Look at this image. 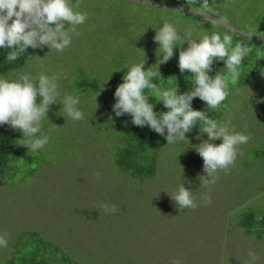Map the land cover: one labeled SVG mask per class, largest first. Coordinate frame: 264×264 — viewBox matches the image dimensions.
<instances>
[{
	"label": "rangeland",
	"instance_id": "374dc122",
	"mask_svg": "<svg viewBox=\"0 0 264 264\" xmlns=\"http://www.w3.org/2000/svg\"><path fill=\"white\" fill-rule=\"evenodd\" d=\"M76 1L69 2L72 5L76 2V11L90 15L79 27L80 35L76 37L74 33V39L83 43L84 51L74 49L67 54L69 47L58 52L45 46L37 57L33 56L36 64L32 59L30 66L21 72L4 77L18 80L22 74H29L35 79L41 73H55L58 85H62L58 88V103L50 105L48 114L63 106L61 102L66 95L77 96L71 89L72 81L62 80L69 77L67 71L71 69L64 52L69 57L79 54V63L92 66L87 55L100 50L104 56L106 50L84 43L91 34L106 39L100 43L121 58L133 52L128 43L132 36L130 31L110 32L115 30L107 20L106 28L101 26V30L95 29L92 23L94 9L116 6L114 1ZM138 12L147 20L146 27L152 24L153 15L160 19L164 16L163 12H152L145 6ZM100 21L103 22V16ZM141 28L133 32L136 37L143 36L146 28ZM256 92L253 84L230 103L229 114L221 124H227L230 131L249 135L250 139L237 147L235 164L229 166L227 172L219 170L215 183L207 185L204 183L207 178H200L206 173L203 159L196 151L207 139L202 129H192L185 134L186 139H177L165 146L155 177L133 179L112 164L109 144L96 140L99 135L91 131L94 121L91 110L86 108V100L97 101L103 92L88 94L86 98L78 96L85 118L79 121L70 118L52 129L59 133L55 135L58 144L52 145L62 148V156L51 164L41 165L23 180L0 187V235L7 233L9 243L15 232L36 228L85 261L104 264H172L176 258L182 264H248L250 250L258 256L253 264H264V237L246 235L243 228L234 223L237 210L247 207L248 202L250 205L263 203L259 197L263 169L249 152L256 140L264 142V121L260 122L264 115V91L258 95ZM39 101L38 97L37 103ZM212 142L220 144L222 140ZM181 184L193 191L197 204L194 209H180L171 198ZM209 195L212 202L205 205L203 197ZM104 204L115 205L117 211L106 214L101 207ZM8 243L7 247H0V261L7 254Z\"/></svg>",
	"mask_w": 264,
	"mask_h": 264
},
{
	"label": "trees",
	"instance_id": "16d2710c",
	"mask_svg": "<svg viewBox=\"0 0 264 264\" xmlns=\"http://www.w3.org/2000/svg\"><path fill=\"white\" fill-rule=\"evenodd\" d=\"M108 1H114L116 6L107 5L104 9L98 7L94 9L92 23L95 29L101 30V26L106 28L107 20L114 26L115 31L110 32L118 34L120 31H130L132 36L131 39L128 38V43L130 49H133L132 54L129 57L123 56L121 58L111 52L106 45L100 43L105 42L106 39L95 35L99 38H96V40L94 39L95 36L91 34L84 43L90 45L88 47L92 45L102 46V49L104 48L106 51L104 56H102L103 53L101 54L100 50L98 52L95 51L94 55L88 54L87 56L92 66L85 67L81 62H78L77 55L79 54L71 55V57L67 55L68 52L71 53L74 49L84 51L82 48L83 43L77 42L74 39V33H70L72 36L71 44L69 48L67 47V54L64 52L63 56L66 55V63L71 64V69L67 71L69 77L62 80L65 83L72 81L73 86H71V89H74L77 96L80 97L85 96L86 98L88 94L93 95L94 92H103L102 97L97 99V101L94 99L92 102L89 99L86 100V108L91 110L94 121L91 128L92 133L99 135L96 140L101 139V141L109 144L112 164L123 175L139 180L150 179L156 176L161 163L162 153L168 144L163 136H160L148 126H135L132 123L131 115L115 116L112 108L116 102L114 92L117 86L123 83V77L127 70L135 64L145 62L144 70L150 68L152 72L160 73V75L152 78V82L157 84L160 90H175L177 88L178 93L188 92L195 87V80L191 72L186 70L181 73L179 70L178 58L181 48L186 49L188 42H199L205 35H211L212 33L220 34L221 38L225 34L232 36L233 46L237 43H242L251 48V52L244 57L242 64L239 66V79L236 81L231 79L223 61H214L209 75L214 77L220 72V74L226 76L229 95L217 109L207 107L206 103L198 97L192 101L194 110L204 111L209 118L221 124L225 115L229 114L230 103L235 101L236 98H240L238 93L242 92L243 89L254 84L257 90L255 95L264 91V83H262L264 82V74H262L264 73V0H237L234 2L233 0ZM76 2L73 5L71 4L74 11H76ZM144 6L150 8L152 12H163V18H154L153 15L152 24L150 23L148 27L144 26L147 20H144L138 12V9ZM180 15H183V17ZM102 16L103 22L100 21ZM89 17L90 15L87 19ZM165 22L175 26L179 39L175 42L173 57L167 63L159 64V59L162 58V49L159 48V44L153 38L156 35V31H159ZM79 27L81 25L76 28V33H78L76 37L80 35ZM141 27H145L146 30H144L143 36L139 38L133 32L136 29L141 30ZM90 38L93 39L91 40ZM42 50L44 48L32 49L29 47L25 53L20 55L19 59L9 62L6 57L11 49L0 48V78L17 74L22 69L27 68L28 65L30 66L31 63L29 62L33 59V56L36 55L37 57V54ZM85 54L87 53L85 52ZM34 61V64H36L37 62L34 59L31 62ZM127 63L130 64V67L127 66ZM47 76L54 77L55 73H49ZM34 78L37 77L35 76ZM61 85L58 86L60 87ZM145 95L149 96V102L154 104V111L157 113L168 110L164 107L163 102L159 101L160 96L156 90L145 89ZM80 106L81 104H79L78 108ZM58 108L56 112L47 113V117L41 121V132L37 136L44 135L49 140L42 149L36 151L20 145L21 141L19 140L23 138L20 131H13L11 130L12 128H6L5 126L6 129H4L0 125V187L16 180H23L38 170L41 165L51 164L55 159L57 160L62 156V148H55L52 145V143L56 145L59 142L55 136L59 133L52 129L57 125H62L65 121L67 122L71 117L64 111L63 106ZM96 109H99L100 112L103 111L104 115ZM79 110L81 111V108ZM95 111L97 113L93 114ZM110 117L111 120L109 119ZM263 121L264 115L260 122L263 123ZM203 126V122L198 121L192 129H203ZM249 152L252 154V158L261 164V169H263L259 188V197L263 199V203L250 205V202L247 201L249 203L247 207L237 210L234 223L237 227L243 228V232L246 235H253L261 239L264 237V142L256 140ZM0 264L104 263L85 261L61 245L58 240L46 237L42 231L36 228H27L13 234L8 243L7 254L0 261ZM122 264L134 263L127 262Z\"/></svg>",
	"mask_w": 264,
	"mask_h": 264
},
{
	"label": "clouds",
	"instance_id": "9594fccd",
	"mask_svg": "<svg viewBox=\"0 0 264 264\" xmlns=\"http://www.w3.org/2000/svg\"><path fill=\"white\" fill-rule=\"evenodd\" d=\"M86 19L87 13L74 11L69 0H0V48L11 49L6 57L9 62L19 59L29 47L36 49L47 46L62 52L71 44L70 33H76L77 26L84 24ZM153 39L162 49L159 64L167 63L173 57L175 42L179 39L175 26L165 22ZM250 52L251 48L242 43L233 46V38L228 34L221 38L220 34L212 33L205 35L199 42H188V47L181 48L179 52L178 67L181 73L187 70L193 74L195 87L184 93H178L177 88L160 90L152 82V78L160 73L152 72L150 68L144 70L145 62L135 64L127 70L123 83L114 92L116 102L112 108L115 116L131 115L135 126H148L163 136L167 144L186 139L185 134L191 132L198 121L203 122L200 131L207 134V139L196 147V151L203 159L206 176L200 178H207L204 179L206 185L215 183L217 172H227L229 166L235 164L237 147L246 144L250 136L230 131L227 124L209 118L204 111L194 110L192 101L198 97L207 107L217 109L229 92L226 76L220 72L214 77L209 75L214 61H223L231 79L236 81L240 76L239 66ZM58 87L55 77L43 73L35 79L29 74H22L18 80L0 78V125L7 124L13 130L20 131L23 136L19 140L20 145L32 151L42 149L49 138L37 134L41 132V121L47 117L50 105L58 103ZM145 89L156 90L159 101L168 110L160 113L154 111V104L149 102ZM61 103L73 120L83 119V113L77 108L80 103L78 96L66 95ZM197 139L200 137L197 136ZM216 140H222V143L212 142ZM96 175L99 177L100 173ZM171 198L180 209L197 207L193 191L184 184ZM203 202L205 205L211 204V196L203 197ZM101 207L106 214L117 211L115 205L104 204ZM6 237L7 233L0 235V247H7ZM248 255V264L258 259L254 251L250 250ZM172 264L182 262L176 258Z\"/></svg>",
	"mask_w": 264,
	"mask_h": 264
}]
</instances>
